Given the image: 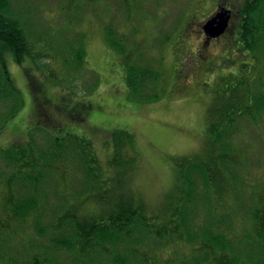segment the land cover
Wrapping results in <instances>:
<instances>
[{
    "label": "trees",
    "instance_id": "1",
    "mask_svg": "<svg viewBox=\"0 0 264 264\" xmlns=\"http://www.w3.org/2000/svg\"><path fill=\"white\" fill-rule=\"evenodd\" d=\"M96 1H65L62 8L67 21L62 30L68 33L72 42L63 49L55 44L49 47L52 44L45 38L37 41L31 37L29 26L14 7L13 0H0V136L6 123L25 102L9 73L7 55L10 54L17 63H22L27 56L34 60L61 57L65 58L62 64L65 75L69 70L80 72L85 60L86 34L73 32L72 25L84 21L75 17L80 12L93 13L92 2ZM104 1H109L110 7L112 0ZM118 1L115 0V4ZM120 2L128 18L125 21L130 23L135 17V0ZM214 5L215 10L219 7L232 9L229 26L225 34L212 37L205 34L199 22V38L206 44L223 36L230 39L231 46L226 50L231 52L229 66L234 70L229 74L231 78H224L219 86L220 101L208 111L210 151L207 158L210 161H203L201 156L187 165L182 160L176 161V184L162 203L166 204L161 213L160 207L150 213L143 201L121 198L108 209L104 203L100 216L87 219L75 208L92 194L96 200L104 202L103 189L70 197L65 192L66 185L63 184L66 181L63 179L66 167L73 161L69 153L73 155L76 150L82 155L79 160L75 155L74 161H83L92 169L91 186L94 188L98 181L101 182V174L93 171V164L98 160L87 149L91 140L86 142L87 138L81 139L79 135L66 139L49 135L38 141L30 132L32 136L26 143L18 142L0 149V264H264V227L255 225L259 229H256L257 245L249 238L254 246L251 249L258 252L247 256L244 253V257L242 249L246 237L232 239L230 230L224 227L227 220L219 213V202L235 186L239 176V155L234 148L238 138L232 132L234 121L244 113L251 114L264 106V69L260 76L254 70L264 68L261 43L264 40V0L238 3L215 0ZM109 7L105 6V14L110 11ZM62 30L58 29L50 37L55 38ZM104 32L108 43L121 58L118 66L122 71L124 69L122 77L129 96L146 101L159 98L156 88L165 69L153 68L145 46L131 42L114 22L104 24ZM40 46L42 49L38 50ZM201 48L192 51L196 66L202 62ZM236 51H240L242 59L234 57ZM243 60L248 61L241 62ZM46 70L50 79L58 80L53 67L48 64ZM79 104L78 119L86 120L93 104L84 101ZM116 133L113 160L129 170L138 162V155L130 152L133 136L122 131ZM53 180L59 185L52 189L50 181ZM52 195L59 196L58 200L50 199ZM215 199L218 204L214 203ZM253 217L263 219L260 222L264 223L263 214L255 212ZM70 223L74 228L71 233L65 229ZM184 244L193 248L188 254L193 256L188 257L185 248L182 250L186 254L177 256L178 248Z\"/></svg>",
    "mask_w": 264,
    "mask_h": 264
},
{
    "label": "rangeland",
    "instance_id": "2",
    "mask_svg": "<svg viewBox=\"0 0 264 264\" xmlns=\"http://www.w3.org/2000/svg\"><path fill=\"white\" fill-rule=\"evenodd\" d=\"M65 1L13 0L14 7L29 26L31 37L37 41L45 38L48 44H52L49 47L55 44L63 49L72 42L66 35L68 33L62 30L67 21L62 8ZM108 3L97 0L92 2L93 13L75 15L84 21L73 23V32L86 34L85 60L80 72L69 70L65 75L62 66L65 58L61 57L34 60L27 56L22 63H17L8 54L6 61L25 102L6 123L0 136V149L18 142L26 143L32 133L38 141L49 135L64 139L79 135L81 139L87 138L86 142L91 140L87 149L98 160L93 164V171L101 174V182L98 181L94 188L91 186L92 169L78 161L82 154L76 150L73 155L69 153L73 161L66 167L63 179L66 181L63 184L66 185L65 192L70 197L103 189L104 202L96 200L92 194L75 208L87 219L100 216L105 204L108 209L121 198L143 201L150 213L159 207V213L163 212L166 203H162L176 184V161L182 160L186 164L199 160L197 156L205 162L210 161L207 158L210 151L208 111L220 101L219 86L224 78H231L229 74L234 70L229 66L231 52L226 50L231 46L230 39L223 36L206 44L199 38L198 23L203 26L211 12H215V0H135V17L130 23L125 21L128 18L120 0L116 4L112 0L110 7ZM105 6L110 9L107 14ZM107 22H114L122 35L131 38V42L145 46L153 68L165 69L156 88L159 98L137 100L127 94L122 77L124 69L122 71L118 66L121 58L105 37L104 24ZM58 29L62 31L52 39L50 36ZM261 43L264 47V40ZM200 48L202 62L196 66L192 51L197 52ZM234 57L243 58L240 51H236ZM48 64L56 70L58 80L50 79L46 70ZM263 69L254 70L260 76ZM81 101L93 104L86 120L78 119ZM234 124L232 132L238 138L234 148L239 155V176L235 186L219 202V213L226 218L224 227L230 230L232 239L246 237L248 240L242 249L245 257V254L256 255L258 252L251 249L254 247L251 242L258 244L256 229L264 227L260 222L263 219L253 217L255 212L264 215V106L237 117ZM116 131L133 136L134 151L131 149L130 152L138 155V162L129 170L113 160ZM50 182L54 185H50L52 189L59 185L56 180ZM53 197L56 200L59 196L52 195L50 199ZM215 202L218 204V199ZM65 229L71 233L74 229L72 223ZM185 245L178 248L177 256L186 254L182 248L188 257L193 256L188 255L193 248Z\"/></svg>",
    "mask_w": 264,
    "mask_h": 264
},
{
    "label": "water",
    "instance_id": "3",
    "mask_svg": "<svg viewBox=\"0 0 264 264\" xmlns=\"http://www.w3.org/2000/svg\"><path fill=\"white\" fill-rule=\"evenodd\" d=\"M231 9H222L210 19H208L204 25V29L212 37H218L223 34L231 19Z\"/></svg>",
    "mask_w": 264,
    "mask_h": 264
},
{
    "label": "flooded vegetation",
    "instance_id": "4",
    "mask_svg": "<svg viewBox=\"0 0 264 264\" xmlns=\"http://www.w3.org/2000/svg\"><path fill=\"white\" fill-rule=\"evenodd\" d=\"M219 9H221V7H219ZM219 9H217V10H219Z\"/></svg>",
    "mask_w": 264,
    "mask_h": 264
}]
</instances>
